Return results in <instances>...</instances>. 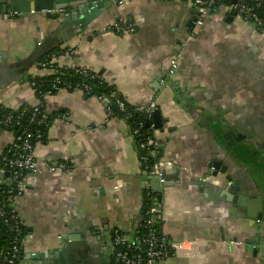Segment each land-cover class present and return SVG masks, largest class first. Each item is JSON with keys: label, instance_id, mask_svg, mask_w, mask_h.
I'll return each mask as SVG.
<instances>
[{"label": "crops", "instance_id": "crops-1", "mask_svg": "<svg viewBox=\"0 0 264 264\" xmlns=\"http://www.w3.org/2000/svg\"><path fill=\"white\" fill-rule=\"evenodd\" d=\"M103 1L98 17L72 36L55 32L57 23L44 12L0 13V108L38 105L30 78L55 72L38 67L44 55H37V48L48 49L47 54L71 49L54 64L91 69L131 106L153 102L160 113L162 125L155 128L152 116L150 135L158 143V158L178 166L181 174L178 183L158 194L159 231L194 247L189 257L158 264H264V225L257 220L264 177L255 156L264 155V33L223 5L202 25L188 26L190 8L178 0ZM65 13H53L54 18ZM121 17L134 21V34L118 37L110 30ZM179 51L178 68L170 74L169 60ZM45 109L68 112L70 123L55 119L47 142L34 146V159L66 162L74 171L25 178V190L16 199L27 230L23 258L74 264L81 256L99 264L109 232L128 231L141 219L147 177L130 126L107 119L103 103L80 91L55 92L46 98ZM223 131L237 140L219 138ZM12 140L0 130V150ZM214 160L228 166L212 179L221 189L227 175L241 182L239 205L231 197L222 200L215 187L199 185Z\"/></svg>", "mask_w": 264, "mask_h": 264}, {"label": "built area", "instance_id": "built-area-1", "mask_svg": "<svg viewBox=\"0 0 264 264\" xmlns=\"http://www.w3.org/2000/svg\"><path fill=\"white\" fill-rule=\"evenodd\" d=\"M159 1V0H158ZM171 1V0H160ZM188 8L195 10L198 14L195 17L194 26H200L211 11L220 6L225 0H178ZM251 6H249V3ZM230 12H234L244 21L249 19L257 27L264 31V17H260L255 10H262L264 14V0H235L229 4ZM8 18V14L3 15ZM110 30L118 37L131 35L136 32V24L130 18H119ZM182 47L184 44L181 45ZM71 54L73 51H58L45 54V58L37 62L41 69L51 71L61 70L65 73L66 79L54 76L49 82V88L53 91H80L85 95L95 97L99 90L105 89V85L112 84L99 78V74L85 67H58L53 60L59 54ZM181 51L169 60V73L172 74L178 68V61ZM56 73V72H55ZM68 77H75L76 81L68 80ZM31 88L35 82H29ZM39 92L45 100L51 95V91ZM103 103L107 119L119 118L130 126V133L133 137L138 154V161L142 172L147 179L143 182V202L145 208L141 213L140 221L130 230L124 231L114 229L112 233V257L111 264H158L174 257H189L193 255L194 243L188 240L175 241L159 231L161 223V202L158 196L150 190L149 181L157 180L163 183V172H172L174 164L170 161L160 159L156 156L158 143L152 136H145L144 128L149 120H152L155 103L147 106H131L127 99L117 91L100 93L95 97ZM117 113V114H116ZM118 115V116H117ZM143 116L145 120H135L134 117ZM57 119L70 123V115L64 112ZM48 127L46 112L40 107L31 111L23 110L19 113H6L0 118V126L11 130L12 142L0 150V226L5 227L10 235L8 245L0 251V264H22L23 249L25 246L24 222L16 210V199L25 190V178L36 176L40 173H72L74 167L62 161H50L38 163L33 156L32 142H39L44 135L36 129V126ZM151 127V125H150ZM51 128V127H50ZM48 129V132L50 130ZM13 131L17 132L13 134ZM47 132V138H48ZM204 181H211L213 185L217 181L207 178ZM9 206L10 211H6ZM230 245L241 244V242L229 241Z\"/></svg>", "mask_w": 264, "mask_h": 264}, {"label": "water", "instance_id": "water-1", "mask_svg": "<svg viewBox=\"0 0 264 264\" xmlns=\"http://www.w3.org/2000/svg\"><path fill=\"white\" fill-rule=\"evenodd\" d=\"M235 0H231V3L233 4ZM104 1L103 0H0V13H6V12H16V13H23V12H44L46 17L48 19L53 18L54 21L57 23V29L63 30L66 32L67 36H72L77 29H83L87 24L95 20L98 15L100 14L102 7H103ZM58 19L54 18L56 13H63ZM189 13L192 15L188 26H192L195 22V17L198 13L193 10L189 9ZM55 13V14H53ZM235 15V13H232ZM230 21V19H229ZM255 26V25H253ZM78 27V28H77ZM76 30V31H75ZM64 41L66 42L67 39L65 38ZM38 46V45H37ZM44 52V53H43ZM49 52V50L45 48H37L35 50V53L37 55H45ZM35 61H32L30 65H32ZM98 96V93L95 94V97ZM153 123L155 128H160L161 123V117L159 111L156 109L153 113ZM148 127V124H146ZM227 133H230L227 131ZM225 139V137H224ZM233 143V142H231ZM161 153H156L157 157H160ZM228 169V166L223 165L219 160L210 161L207 164V171L205 175H203L200 178L199 185L201 188L210 189L211 187H215L219 193L218 195L222 197H231L234 198V201L237 202L239 205L240 200H243L244 197L240 195V189H241V182L240 181H232V177L230 175L225 176L226 180V189H221L219 187V183L217 182L216 185H213L211 181H204L207 178L215 179L218 174L224 175L226 173V170ZM230 170V169H229ZM181 174V169L178 166L173 167L172 172H163L162 179L163 183L160 184L157 180H153L152 183L155 189V194L160 193L161 187L170 186L171 184L178 183L179 178ZM151 184V185H152ZM223 200V199H222ZM257 220L264 222V219L260 215H264V198L263 201L261 198H257ZM66 249H63L59 252V261L61 263L65 262V256H66ZM65 258V259H61ZM32 257H24L22 264H27V262H30ZM32 262H36L35 264H39V257L35 258ZM40 264H44L40 261ZM66 264V262H65Z\"/></svg>", "mask_w": 264, "mask_h": 264}, {"label": "trees", "instance_id": "trees-1", "mask_svg": "<svg viewBox=\"0 0 264 264\" xmlns=\"http://www.w3.org/2000/svg\"><path fill=\"white\" fill-rule=\"evenodd\" d=\"M249 3V2H248ZM229 4H230V0H225V1H222V3L220 4V6L221 5H223V6H226V7H228L229 6ZM249 6H251V4L249 3ZM219 6H217V8H218ZM216 8V9H217ZM233 12H231V14H232ZM255 13H257L260 17H264V14H263V12H262V10H255ZM236 15V14H235ZM246 22H248V24H251V25H255V27L258 29V31H260V32H263L264 33V31L261 29V28H259V27H257V25L256 24H254L251 20H249V19H247V20H245ZM46 56L44 55V56H42L40 59H39V61H41V60H43L44 58H45ZM38 61V62H39ZM56 73H54V74H52V75H49V76H45V77H35V78H30V81L29 82H35V87H33L32 89H33V91H34V95H35V97L38 99V105H36V106H33V107H21V108H18V109H15V110H8V109H2V108H0V118L4 115V114H6V113H12V114H15V113H19V112H21V111H23V110H27V111H31L33 108H35V107H40V109H42V110H44L45 112H46V116H47V123H48V127H45L44 125H38V126H36V129L37 130H39V131H41L42 133H43V135H44V137H43V139L41 140V141H39V142H32V147H33V149H34V146L37 144V143H45V142H47V132H48V129L52 126V124H53V121L55 120V119H57L61 114H63L64 112H66V111H63L62 113L60 112V113H58V114H50V113H48L47 111H46V109H45V99L43 98V97H41V95L39 94V92H42V93H46V92H48L49 90H50V88H49V82H50V80L56 75V76H59V77H61L62 79H66L67 77H66V75H65V73L64 72H62L61 70H57V71H55ZM99 78L100 79H102V77L99 75ZM68 80H72V81H76V78L75 77H72V78H70V77H68ZM104 80V79H103ZM51 91V95H53L55 92H57V91H53V90H50ZM112 91H117L116 90V88L113 86V85H111V86H107L106 87V85H105V89H101V90H99V92L100 93H103V92H105V93H109V92H112ZM99 92H98V94H99ZM117 114V113H116ZM118 116V115H117ZM134 119L135 120H145V118L143 117V116H138V115H136L135 117H134ZM150 125H151V120H149L148 121V127L145 125V127L146 128H144V135L145 136H149L150 135V130H151V127H150ZM0 130H4V131H6V132H9V133H11L12 131L11 130H7V129H4V128H2L1 126H0ZM17 132L15 131H13V134H16ZM151 136V135H150ZM9 146V145H8ZM8 146H6L7 148H8ZM156 195V194H155ZM156 196H158V195H156ZM2 197H4V195H1L0 194V199L2 198ZM159 198V197H158ZM145 208V205H144V202H143V209ZM143 209H142V211H143ZM11 209L9 208V206H7L6 207V211H10ZM24 234L26 235L27 234V230H26V227L24 228ZM9 240H10V235H9V233L6 231V228L5 227H2V226H0V251H2L7 245H8V243H9Z\"/></svg>", "mask_w": 264, "mask_h": 264}, {"label": "flooded vegetation", "instance_id": "flooded-vegetation-1", "mask_svg": "<svg viewBox=\"0 0 264 264\" xmlns=\"http://www.w3.org/2000/svg\"><path fill=\"white\" fill-rule=\"evenodd\" d=\"M217 136L220 138L223 136V138H228L227 143H231V142H235L237 140L236 137H230V133H227L223 131V133L219 132L217 134ZM255 156L260 157L259 161L261 164V167H259L258 172L259 174L264 177V155H260L259 153H256ZM251 170V169H250ZM257 198H261V200L263 201L264 198V189H262V191L260 192V194L258 193V197ZM260 219L261 217L264 219V215H260L259 216ZM263 221V220H262ZM260 221V222H262ZM262 224L264 225V222H262ZM114 230L109 232V236H108V240L106 241V243L104 244V249H103V256L101 258V261L99 262V264H111V257H112V233ZM264 240V239H263ZM84 260V261H83ZM84 258H82L81 256L78 257H74V264H92L91 259L89 258V260H86Z\"/></svg>", "mask_w": 264, "mask_h": 264}]
</instances>
